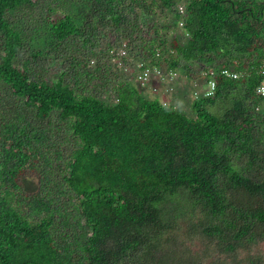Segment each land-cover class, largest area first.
Returning a JSON list of instances; mask_svg holds the SVG:
<instances>
[{"label":"trees","instance_id":"1","mask_svg":"<svg viewBox=\"0 0 264 264\" xmlns=\"http://www.w3.org/2000/svg\"><path fill=\"white\" fill-rule=\"evenodd\" d=\"M153 2L176 6L89 0L82 28L67 15L46 17L50 37L74 47L70 85L47 83L30 59L14 63L22 43L8 17L39 1L0 0V264H264V97L256 72L264 65V0H188L184 17L174 10L188 39L170 42L172 71L183 59L201 71L236 61L244 73L218 75L213 92L192 102L195 117L129 80L115 85L113 103L86 95L103 78L99 65H83L88 55L101 62L97 34L107 26L126 31L120 38L129 46L143 33L150 47L159 24L128 26ZM118 58L104 70L122 68L126 56ZM189 67L182 65L191 76ZM80 86L85 94L75 93ZM28 173L36 192L23 189Z\"/></svg>","mask_w":264,"mask_h":264},{"label":"rangeland","instance_id":"2","mask_svg":"<svg viewBox=\"0 0 264 264\" xmlns=\"http://www.w3.org/2000/svg\"><path fill=\"white\" fill-rule=\"evenodd\" d=\"M35 1V0H32ZM39 3L34 5L30 9L23 10V13L16 14L14 17H8L12 28L16 31L22 43V48L20 49L18 56L14 63L21 64V67L25 66L26 60L30 59L29 68L33 72L38 71L43 72L42 76L44 80L51 84L58 80L63 83L73 84V75L75 71L70 66L71 53L74 50L73 46H66L62 42H56L54 38L50 37L49 25L47 24L46 17H49V21H54L56 16L63 18L64 16H70L75 23L76 27L82 28L85 22V14L90 7L89 0H38ZM150 2V0H147ZM176 6L172 9H167L155 5L152 3V10L149 13H144L142 10L137 9L135 15H130L132 20L128 26L129 28L133 26H138L140 30H147L149 24H159L162 27V31L159 32V37L152 43L149 47V41L147 39H141L143 33L136 34L135 36L141 38L135 43L126 45L128 41L120 39L122 34L126 31L120 32L119 34L114 33L109 29V26L105 28L103 32H99L96 36L95 42V53L99 55L101 62L96 58H89L88 55L83 62L86 70H92L97 65L100 66L103 78L102 81L95 79L93 81L95 88L92 91L86 93L84 87L80 86L75 89V93L81 94H92L101 96L102 100L113 103L116 101L114 87L118 82L121 81H131L132 84L137 86L140 91H142L148 98H158L160 101L167 105H172L178 111L186 114L188 117H195V113L192 110V102L198 97H204V92L206 89L205 80L201 70L203 65L198 61H189L181 59L180 71H174L172 74L173 79L169 83H156V73L153 68H150V74L152 77L144 81V84L137 82L136 76L138 74L137 60L142 54L148 57V61L162 62L160 67L162 71L169 70L168 67V46L170 42L183 44L187 39L188 35L183 30L181 22L179 19L177 26L174 25L175 14L174 10L176 8L182 7L184 12H186L185 6L188 0H175ZM51 11V12H50ZM153 34L154 30H150ZM164 43H160L161 41ZM149 42V43H148ZM138 43V47L135 46L134 54L131 55L129 60L122 66V68H116L117 72H109L104 70L103 67L117 66L116 62L119 60L118 56L127 54L131 47ZM81 46V42L79 43ZM82 47V46H81ZM82 50L78 55L80 57ZM157 50H160L156 52ZM156 53V54H155ZM118 55V56H117ZM34 56V59H32ZM111 57V58H110ZM110 58V59H109ZM88 60V61H87ZM98 62V63H97ZM190 64L189 73L186 75L182 69V65ZM89 67V68H87ZM112 67H109L112 68ZM63 74L61 77L60 75ZM60 77V78H59ZM81 83L86 82L84 77ZM106 83L107 89H102V83ZM92 83V84H93ZM3 87L0 86V90ZM6 99H9L7 97ZM0 106H2V101H0ZM263 107V106H262ZM215 110L214 108H212ZM57 112L51 114V120L54 121ZM258 119V117H257ZM61 146V154L63 156L62 161H57L61 165V168H66L65 162L69 155L71 154V141L70 138H66V141ZM54 158V157H53ZM62 168V169H63ZM67 169V168H66ZM67 173V172H66ZM64 171L60 172V175L65 176ZM23 189L27 193L36 192L39 189L37 184V178L34 173H28L22 182ZM261 251L264 250V244L260 246Z\"/></svg>","mask_w":264,"mask_h":264},{"label":"clouds","instance_id":"3","mask_svg":"<svg viewBox=\"0 0 264 264\" xmlns=\"http://www.w3.org/2000/svg\"><path fill=\"white\" fill-rule=\"evenodd\" d=\"M180 8L183 10L182 7H179V11L181 10ZM180 15L182 17H184V15H186V13L184 12V10H183L182 13H180ZM182 17H180V19L182 21L179 22V23L182 24V26H183V18ZM120 39H123V38H120ZM126 41H128V40H126ZM136 41L137 40L134 39L133 42H132V44L135 43ZM135 46L138 47V43H136L135 45H133L131 47L130 51H128L127 54H125V56H126V62L129 60V58L131 57V55L134 54V48H135ZM132 49H133V51H132ZM158 51H160V50H157L156 52H158ZM137 63L138 64H137V69L136 70L138 71V74H137L136 77H137V82H139L140 84H144V82L142 80H140L139 77H142L145 73L148 74L146 80L147 79H150V78L152 80V77H151V74H150V68H153L154 72L156 73V83H169L172 80H174L173 79V76H172V74L174 73V71H172L171 69L162 71V69L160 67V64L162 62H155V63H153V61H148V57L141 56V57H138ZM226 67H230V66H226ZM208 70H214V69L207 67L205 71H201V74H203V77H204V80H205V85H206V80H207L205 73ZM204 96H207V95L204 94Z\"/></svg>","mask_w":264,"mask_h":264},{"label":"built area","instance_id":"4","mask_svg":"<svg viewBox=\"0 0 264 264\" xmlns=\"http://www.w3.org/2000/svg\"><path fill=\"white\" fill-rule=\"evenodd\" d=\"M181 9V8H180ZM180 13L183 12V10L181 9L179 11ZM238 66L237 62L234 61L233 62V66L230 67H221L219 71L216 70H208L205 75H206V89L204 94L205 95H209L213 92L214 88H215V79L218 75L221 76H225L227 78L230 79H240L244 76V73L235 70L236 67ZM257 73L262 74L263 79L261 80V83L259 85V87L257 88V92L264 97V65L260 66L257 71ZM147 73H145L142 77H139L140 80H142L143 82L146 80L147 78Z\"/></svg>","mask_w":264,"mask_h":264}]
</instances>
